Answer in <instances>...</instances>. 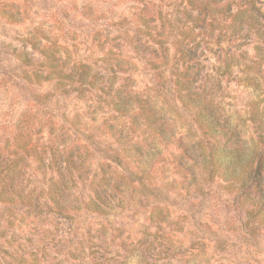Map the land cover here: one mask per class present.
Returning a JSON list of instances; mask_svg holds the SVG:
<instances>
[{
	"label": "trees",
	"instance_id": "16d2710c",
	"mask_svg": "<svg viewBox=\"0 0 264 264\" xmlns=\"http://www.w3.org/2000/svg\"><path fill=\"white\" fill-rule=\"evenodd\" d=\"M131 1L140 7L109 23L118 37H109L110 29L97 34L102 47L95 61H70L56 36L38 27L16 29L15 41L0 31L7 73L20 86L48 87L51 102L45 117L32 111L35 125L48 119L46 130L40 125L31 134L21 114L1 141L0 201L33 213L108 215L117 192L150 193L157 209L171 194L203 195L213 185L232 196L249 233L264 234V0H183L180 28L166 35L149 1ZM18 8L0 0V26L20 27ZM100 9L87 11L95 16ZM208 44L225 47L212 72L192 56L197 47L210 51ZM135 55L152 69L144 87L130 70ZM218 71L255 92L244 117L221 105ZM41 100L34 97L28 110ZM160 100L175 101L187 116L198 132V153ZM63 134L68 141H58ZM28 264L44 263L33 254Z\"/></svg>",
	"mask_w": 264,
	"mask_h": 264
},
{
	"label": "rangeland",
	"instance_id": "374dc122",
	"mask_svg": "<svg viewBox=\"0 0 264 264\" xmlns=\"http://www.w3.org/2000/svg\"><path fill=\"white\" fill-rule=\"evenodd\" d=\"M1 1L19 3L18 10L23 17L20 27L0 26L6 40L15 41L16 29L25 32L38 27L56 36L67 59L85 62L101 56L102 42L96 38L99 31L110 29L109 37H118V32L109 27L111 19L130 17L141 5H133L131 0ZM147 1L164 35L179 30L184 17L183 0ZM98 6H101L100 13L90 16L87 9L91 7L96 11ZM130 35L129 32L128 39ZM207 47L210 51L200 47L192 49V56L206 63L207 71L212 72L215 59L223 56L225 47L223 44ZM126 52L129 55L128 49ZM134 57L131 60L136 62L135 67L130 70L134 72L137 85L144 87L151 82L152 69L137 61L136 55ZM10 64L0 58V75L4 73L0 76V144L21 114L26 116L24 120L30 133L32 128L37 132L41 124H34L32 111L45 117L51 105L47 96L49 88L20 86L15 75L7 73ZM217 78L223 108L244 117L243 110L255 92L237 84L224 72L218 71ZM38 95L42 97L39 107L29 111L32 99ZM161 104L198 153V132L187 116L179 112L175 101L162 100ZM66 105L73 108L80 103L68 101ZM112 120L120 126L125 123L119 116H113ZM47 122L41 125L43 131L47 129ZM57 139L69 140L65 134ZM20 170L31 172L29 166H21ZM152 196L137 189L117 192L113 201L115 207L108 215L84 210L66 215L33 213L28 208L0 201V264H28L33 254L44 264H264L263 232L247 231L237 203L223 190L212 185L203 195L193 190L176 192L157 209L159 202Z\"/></svg>",
	"mask_w": 264,
	"mask_h": 264
}]
</instances>
